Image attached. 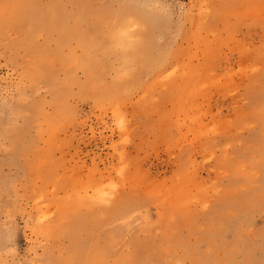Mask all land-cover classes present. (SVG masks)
Wrapping results in <instances>:
<instances>
[{
    "label": "rangeland",
    "instance_id": "374dc122",
    "mask_svg": "<svg viewBox=\"0 0 264 264\" xmlns=\"http://www.w3.org/2000/svg\"><path fill=\"white\" fill-rule=\"evenodd\" d=\"M0 264H264V0H0Z\"/></svg>",
    "mask_w": 264,
    "mask_h": 264
},
{
    "label": "bare ground",
    "instance_id": "6f19581e",
    "mask_svg": "<svg viewBox=\"0 0 264 264\" xmlns=\"http://www.w3.org/2000/svg\"><path fill=\"white\" fill-rule=\"evenodd\" d=\"M54 10H55V8H54ZM114 37H116V38L118 39L117 35H116V36H114ZM116 38H115V40L117 41V39H116ZM114 42H115V41H114ZM112 43H113V41H112ZM117 43H118V41H117ZM117 43H116V44L114 43V44H115V45H118V44H120V43H118V44H117ZM121 43H122V44H124V40H123V39H122ZM121 46H122V45H121ZM118 47H119V46H118ZM124 47H125V46H124ZM97 194H99V195H100V191H97ZM97 196H98V195H97ZM100 196H101V195H100Z\"/></svg>",
    "mask_w": 264,
    "mask_h": 264
}]
</instances>
